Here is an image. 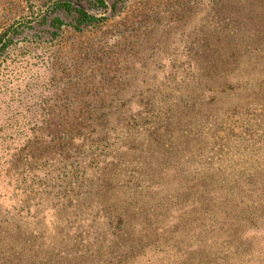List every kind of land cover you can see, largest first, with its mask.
Returning <instances> with one entry per match:
<instances>
[{
	"label": "rangeland",
	"instance_id": "obj_1",
	"mask_svg": "<svg viewBox=\"0 0 264 264\" xmlns=\"http://www.w3.org/2000/svg\"><path fill=\"white\" fill-rule=\"evenodd\" d=\"M80 1L0 0V264H264V0Z\"/></svg>",
	"mask_w": 264,
	"mask_h": 264
},
{
	"label": "trees",
	"instance_id": "obj_2",
	"mask_svg": "<svg viewBox=\"0 0 264 264\" xmlns=\"http://www.w3.org/2000/svg\"><path fill=\"white\" fill-rule=\"evenodd\" d=\"M97 1H99L101 4L105 3L104 0H97ZM76 2L78 4L77 5L78 7H74L73 10L77 13L76 15H77V18H79V22H81V23L89 22V20H91V18L93 17L92 13L89 12L88 8L86 7V5L82 1L76 0ZM71 4H72L71 1L70 2L69 1L68 2L63 1L59 5H60V7H62L65 10H71V8H72ZM2 38H4V36L0 35V43L2 42ZM5 44H6V42L4 43V41H3L2 45L4 46ZM238 87H240V85L237 86V89H238ZM235 91H237V90H235Z\"/></svg>",
	"mask_w": 264,
	"mask_h": 264
}]
</instances>
